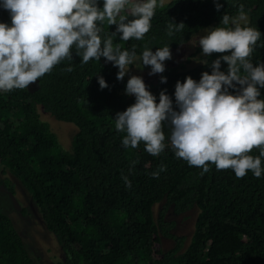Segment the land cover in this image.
I'll return each instance as SVG.
<instances>
[{"label": "trees", "instance_id": "trees-1", "mask_svg": "<svg viewBox=\"0 0 264 264\" xmlns=\"http://www.w3.org/2000/svg\"><path fill=\"white\" fill-rule=\"evenodd\" d=\"M158 1V0H157ZM143 3L145 0H133ZM102 10L104 0H96ZM158 3V2H157ZM160 3V2H159ZM158 6L151 28L143 39L121 40L117 25L97 22L102 42L109 37L113 47L136 55L165 46L170 50L186 42L194 32L232 27L221 23L244 6L247 26L261 33L250 62L264 65V0H167ZM0 23L11 25L10 12L2 7ZM129 20L130 8L121 13ZM118 19V18H117ZM174 21L185 24L182 31L168 35ZM197 45L194 52L201 51ZM71 60L65 59L37 80L34 89L0 91V164L20 178L34 199L46 227L60 245L65 264H264V172L256 178L248 171L237 178L232 169L217 170L209 164L203 173L177 158L171 146V125L163 123L165 150L153 156L144 142L137 148L122 144L126 133L115 128L116 114L136 102L126 94L125 75L118 80V67L106 58L82 63L73 48ZM205 56L207 63L182 62L165 67L157 84L147 86L159 103L161 91L175 102L178 81L191 76L197 82L202 74L213 71L212 63L222 55ZM204 58V57H203ZM71 67L72 71H67ZM222 72L228 64L221 60ZM241 75H244L241 69ZM108 87L101 89L99 77ZM236 94V89H229ZM264 99V88L261 89ZM36 103L55 118L72 122L76 131L71 149L64 150L49 123L40 117ZM250 155L259 156L254 149ZM264 169V157H261ZM158 172V178L152 173ZM203 173V174H202ZM131 181L127 187L123 177ZM0 184L12 190L5 178ZM164 200L157 216L153 205ZM172 206L180 213L196 205L198 212L193 231L185 236L172 231L173 220L166 219ZM162 236L174 244L163 247ZM0 264H34L9 215L0 211Z\"/></svg>", "mask_w": 264, "mask_h": 264}, {"label": "clouds", "instance_id": "clouds-1", "mask_svg": "<svg viewBox=\"0 0 264 264\" xmlns=\"http://www.w3.org/2000/svg\"><path fill=\"white\" fill-rule=\"evenodd\" d=\"M129 7V20L121 13ZM158 6L157 0L134 3L133 0H104L102 10L96 0H3L2 7L10 12L11 25L0 23V91L25 89L45 74L50 73L61 61L76 54L82 63L106 58L118 67V80H123L138 59L135 51H122L113 47L109 37L102 42L97 22L107 21L117 25L115 33L121 40H141L151 28V20ZM223 5L217 0V11ZM159 7H163L160 0ZM118 18V19H117ZM232 27L212 28L199 38L203 55L230 53L215 60L211 73L205 71L199 82L188 76L178 81L175 102L161 91L159 103L148 90L140 76L133 75L126 86L127 95H135L136 102L126 111L116 114L115 128L126 133L122 144L137 148L144 142L145 150L153 156L165 150L163 123L171 125V146L177 158L190 166L209 171V164L217 170L232 169L237 178L252 171L261 177V157H264V65L254 66L250 57L261 33L241 22H247L244 6H239V16L224 14L221 23ZM185 24L174 21L168 25V35L182 31ZM172 58L170 47L145 49L139 60L151 66L150 75L163 73L166 60ZM221 60L228 64L222 72ZM207 63V61H203ZM243 69L244 75H241ZM69 67L67 71H72ZM167 77L161 82L166 83ZM101 89L108 87L103 76L99 77ZM229 89H236L233 94ZM254 149L259 156L250 155ZM202 173V174H203ZM159 173H152L158 178ZM127 187L131 181L123 177Z\"/></svg>", "mask_w": 264, "mask_h": 264}, {"label": "rangeland", "instance_id": "rangeland-1", "mask_svg": "<svg viewBox=\"0 0 264 264\" xmlns=\"http://www.w3.org/2000/svg\"><path fill=\"white\" fill-rule=\"evenodd\" d=\"M165 1L167 0H163V2ZM157 2L159 3L160 0ZM235 16L238 17L239 14ZM246 16L248 20V15L246 14ZM210 28L211 24L202 27L194 32L186 42L171 49L172 58L164 62L165 67L182 62L191 53H193V55L187 63L191 64L202 60L204 61L205 56L202 50L198 52H194V50L196 46L199 45V38L207 35ZM136 56L138 59L134 64L130 65L127 75L130 78L133 75L142 77L146 86L157 84L163 77V73L150 75L151 66H144L142 61L139 60L141 55L138 54ZM36 86L37 82L29 85L28 89L32 90L36 88ZM36 108L40 117L49 123L50 127L57 135L58 141L63 149L70 150L71 138L76 131V125L72 122L55 118L48 111L44 110L39 103H36ZM0 178L7 179L13 188L10 190L3 184H0V211L9 215L29 255L33 259L34 264H65L64 255L55 234L46 227L34 199L31 197L20 178L1 164ZM163 204L164 200H161L153 205L155 216H157ZM197 212L198 208L196 205L180 213L174 212L171 205L168 206L166 210V219L174 221L172 231L177 234H183L185 236V244H187L193 231ZM162 242L164 248H168L174 244L173 239L166 236H162Z\"/></svg>", "mask_w": 264, "mask_h": 264}]
</instances>
